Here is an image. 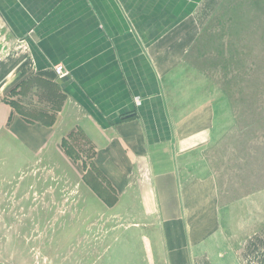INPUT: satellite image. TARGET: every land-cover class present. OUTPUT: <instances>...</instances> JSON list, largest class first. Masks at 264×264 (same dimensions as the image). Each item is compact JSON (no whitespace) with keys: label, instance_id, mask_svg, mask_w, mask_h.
<instances>
[{"label":"crops","instance_id":"obj_1","mask_svg":"<svg viewBox=\"0 0 264 264\" xmlns=\"http://www.w3.org/2000/svg\"><path fill=\"white\" fill-rule=\"evenodd\" d=\"M204 2L0 0L5 37L26 62L15 71L0 62V154L83 167L62 148L80 131L115 190L145 181L168 264H250L243 239L224 228L230 204L209 159L215 110L177 97L167 79L199 33ZM55 65L68 75L57 79Z\"/></svg>","mask_w":264,"mask_h":264},{"label":"rangeland","instance_id":"obj_2","mask_svg":"<svg viewBox=\"0 0 264 264\" xmlns=\"http://www.w3.org/2000/svg\"><path fill=\"white\" fill-rule=\"evenodd\" d=\"M199 16L167 79L177 97L213 106L209 159L230 204L224 228L248 246V263L264 264V0H209ZM5 36L0 23V62L15 71L26 62ZM76 139L72 159L83 167L0 154V264H168L145 181L119 193L90 164L89 141Z\"/></svg>","mask_w":264,"mask_h":264},{"label":"trees","instance_id":"obj_3","mask_svg":"<svg viewBox=\"0 0 264 264\" xmlns=\"http://www.w3.org/2000/svg\"><path fill=\"white\" fill-rule=\"evenodd\" d=\"M77 134H80V137H82L83 139H86V137L82 133H80V131H79L77 133L69 134L66 139L62 140V148H63L64 152L71 158H75L76 151H75L74 144L78 140V139H76Z\"/></svg>","mask_w":264,"mask_h":264},{"label":"built area","instance_id":"obj_4","mask_svg":"<svg viewBox=\"0 0 264 264\" xmlns=\"http://www.w3.org/2000/svg\"><path fill=\"white\" fill-rule=\"evenodd\" d=\"M53 71L57 79H62L68 75L67 71L62 65H55L53 67Z\"/></svg>","mask_w":264,"mask_h":264}]
</instances>
